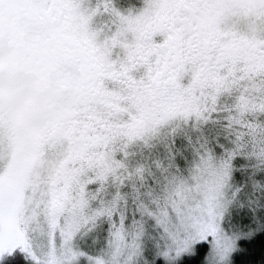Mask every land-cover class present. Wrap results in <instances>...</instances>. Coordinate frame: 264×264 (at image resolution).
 Masks as SVG:
<instances>
[{"label": "snow or ice", "instance_id": "snow-or-ice-1", "mask_svg": "<svg viewBox=\"0 0 264 264\" xmlns=\"http://www.w3.org/2000/svg\"><path fill=\"white\" fill-rule=\"evenodd\" d=\"M0 264H264V0H0Z\"/></svg>", "mask_w": 264, "mask_h": 264}]
</instances>
